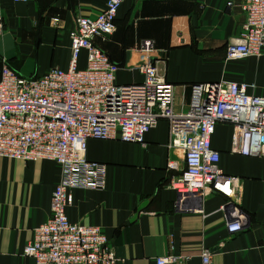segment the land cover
Listing matches in <instances>:
<instances>
[{"label": "crops", "instance_id": "1", "mask_svg": "<svg viewBox=\"0 0 264 264\" xmlns=\"http://www.w3.org/2000/svg\"><path fill=\"white\" fill-rule=\"evenodd\" d=\"M105 0H0V66L36 76L49 67L65 69L68 32L76 16L94 17ZM57 18V22L53 21ZM240 0H121L110 35L93 43L110 58L116 83L141 81L137 50L141 39L154 44L148 58L158 75L172 85V109L184 112L191 84L226 80L244 83L246 91L264 96V51L258 56L226 59L225 45L238 36ZM84 51L77 59L83 67ZM231 127L217 122L210 146L218 168L241 178L243 230L228 235L225 198L206 191L200 200L186 198L182 207L170 179L183 168L181 150L168 148V126L158 119L142 142L86 140L85 156L105 164L102 189L72 188L65 208L70 222L96 225L113 247L112 264H200L202 249L212 264H264V157L229 152ZM172 161L173 168L167 167ZM60 167L47 159L22 161L0 157V264H34L21 254L32 229L49 215L50 196ZM195 208V209H193Z\"/></svg>", "mask_w": 264, "mask_h": 264}, {"label": "built area", "instance_id": "2", "mask_svg": "<svg viewBox=\"0 0 264 264\" xmlns=\"http://www.w3.org/2000/svg\"><path fill=\"white\" fill-rule=\"evenodd\" d=\"M120 2L105 0L92 18L76 16L75 27L68 32L70 55L65 69L49 67L39 75L23 76L5 63L0 66V157L24 162L47 159L60 167L49 215L32 229L21 250L34 264L114 262L113 247L101 228L70 222L65 208L71 204L72 188L104 187L105 164L86 158L87 139L142 142L158 119L167 122L168 148L182 153L183 168L169 182L175 204L182 207L186 198L196 204L206 191H213L225 198L220 208L228 207L227 234L245 226L246 215L239 207L241 178L218 168V152L210 146V136L217 122L228 123L229 152L264 157V96L248 93L240 82H197L191 84L187 109L175 113L172 85L149 60L154 44L147 38L137 45L144 56L138 65L141 81L116 83L110 58L93 39L113 32ZM240 7L243 21L238 36L225 45L226 59L264 51V0H240ZM81 51L84 66L77 67ZM166 165L174 167L172 161ZM199 257L200 264H212L209 250L202 249ZM176 259L157 257L155 264Z\"/></svg>", "mask_w": 264, "mask_h": 264}, {"label": "rangeland", "instance_id": "3", "mask_svg": "<svg viewBox=\"0 0 264 264\" xmlns=\"http://www.w3.org/2000/svg\"><path fill=\"white\" fill-rule=\"evenodd\" d=\"M21 75V74H20ZM23 76H25L24 74H22Z\"/></svg>", "mask_w": 264, "mask_h": 264}]
</instances>
